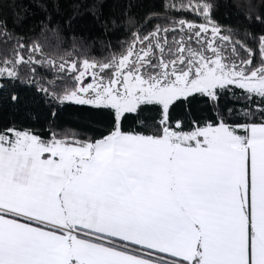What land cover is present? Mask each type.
Listing matches in <instances>:
<instances>
[{
  "label": "snow or ice",
  "instance_id": "obj_1",
  "mask_svg": "<svg viewBox=\"0 0 264 264\" xmlns=\"http://www.w3.org/2000/svg\"><path fill=\"white\" fill-rule=\"evenodd\" d=\"M213 7L169 3L203 22L133 32L104 60L56 63L17 40L0 61V91L20 66L33 77L37 65L54 68L55 79L27 82L60 104L109 110L113 127L95 140L0 130V264H264V35L257 66ZM0 37L12 38L6 23ZM224 93L247 102L244 122L218 113L185 131L173 121L178 101L200 95L218 108ZM147 110L156 115L139 119ZM129 114L143 130L122 129Z\"/></svg>",
  "mask_w": 264,
  "mask_h": 264
},
{
  "label": "trees",
  "instance_id": "obj_2",
  "mask_svg": "<svg viewBox=\"0 0 264 264\" xmlns=\"http://www.w3.org/2000/svg\"><path fill=\"white\" fill-rule=\"evenodd\" d=\"M209 2L214 6L213 19L222 27L224 34L231 35L253 49L254 61L258 66V38L264 35V23L256 22L255 17L264 16V2ZM169 3L179 4L181 0H0V24L6 23L7 31L12 34V38L7 41L0 37V61L5 57L14 58L17 40L27 45L39 44L43 48V55L56 63L104 60L113 53H122L124 48L121 45L131 40L133 32L139 31L140 35H146L156 25L168 27L180 19L203 22L190 11L168 9ZM249 15L252 19L246 18ZM171 38L169 35V40ZM24 55L27 57V51ZM36 58L40 59L41 54L38 53ZM18 70L20 79L8 83L0 91V130L13 126L22 130L31 129L45 139L51 131H70L80 139L95 140L107 135L112 129L113 115L109 110L72 102L60 104L27 82L33 78L40 82L55 79L57 74L54 68L50 70L37 65L34 77L27 67L20 66ZM235 91L236 96H240L242 90ZM12 95L19 99L13 102ZM189 101H178L171 109L173 121H185V131L191 129L193 120L202 124L215 122L218 113L227 117L229 123L244 122L243 117L236 113L245 108L247 102L230 93H224L218 108L200 95L190 97ZM228 109H233L232 116H229ZM155 115L154 110H147L139 119ZM133 116L129 114L122 121L124 131L143 130ZM256 122H259L258 118Z\"/></svg>",
  "mask_w": 264,
  "mask_h": 264
},
{
  "label": "rangeland",
  "instance_id": "obj_3",
  "mask_svg": "<svg viewBox=\"0 0 264 264\" xmlns=\"http://www.w3.org/2000/svg\"><path fill=\"white\" fill-rule=\"evenodd\" d=\"M90 79V78H89Z\"/></svg>",
  "mask_w": 264,
  "mask_h": 264
}]
</instances>
